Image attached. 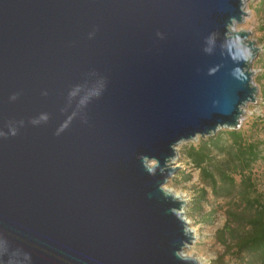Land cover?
<instances>
[{"label":"water","instance_id":"water-1","mask_svg":"<svg viewBox=\"0 0 264 264\" xmlns=\"http://www.w3.org/2000/svg\"><path fill=\"white\" fill-rule=\"evenodd\" d=\"M247 1L0 0V264H199L165 184L256 100Z\"/></svg>","mask_w":264,"mask_h":264},{"label":"rangeland","instance_id":"rangeland-1","mask_svg":"<svg viewBox=\"0 0 264 264\" xmlns=\"http://www.w3.org/2000/svg\"><path fill=\"white\" fill-rule=\"evenodd\" d=\"M245 10L248 12L242 23L235 25L236 30L244 29L251 32L250 39L255 40L260 52L252 61L253 82L257 88L256 100L247 104L243 109L239 128L246 136L260 140L264 139V0H249ZM227 128H220L216 134L180 142L176 146V157L173 166L177 172L169 179L165 188L178 193L181 199H186L183 206L184 216L191 227L196 228L195 241L186 248L185 252L201 264H243L230 245L224 244L219 236L225 222V209L228 200L214 196L211 188L202 178L198 168L186 156L189 146L199 147L209 138L222 133L227 140ZM214 160L222 159L215 151L210 153ZM252 175L260 192H264V151L263 158L258 160Z\"/></svg>","mask_w":264,"mask_h":264},{"label":"trees","instance_id":"trees-1","mask_svg":"<svg viewBox=\"0 0 264 264\" xmlns=\"http://www.w3.org/2000/svg\"><path fill=\"white\" fill-rule=\"evenodd\" d=\"M209 138L199 147L189 146L187 158L199 169L214 196L228 200L226 222L220 230L224 244L234 249L243 264H264V192L252 175L263 158L264 139L246 136L241 130ZM215 151L222 159L215 161Z\"/></svg>","mask_w":264,"mask_h":264},{"label":"bare ground","instance_id":"bare-ground-1","mask_svg":"<svg viewBox=\"0 0 264 264\" xmlns=\"http://www.w3.org/2000/svg\"><path fill=\"white\" fill-rule=\"evenodd\" d=\"M235 28V26H234ZM174 159V158H173ZM174 196H176L177 198L181 199L180 196L178 195V193H175L174 191H172L171 189H168ZM183 200V199H182ZM184 201H186V199H184ZM183 209V207H182ZM182 212L184 213V211L182 210ZM184 219L185 221L187 222V226H188V229L191 231L192 235H193V239L191 241V243H193L195 241V237H196V228L194 227H191L190 224H189V220L184 216ZM190 244L186 246V248H189ZM186 248L182 251V254L184 256H188V254L185 252ZM201 264V263H199Z\"/></svg>","mask_w":264,"mask_h":264},{"label":"clouds","instance_id":"clouds-1","mask_svg":"<svg viewBox=\"0 0 264 264\" xmlns=\"http://www.w3.org/2000/svg\"><path fill=\"white\" fill-rule=\"evenodd\" d=\"M46 119V118H45ZM13 135H15V130L13 131ZM155 162L154 161H150L149 162V167L151 168V165L154 164Z\"/></svg>","mask_w":264,"mask_h":264}]
</instances>
